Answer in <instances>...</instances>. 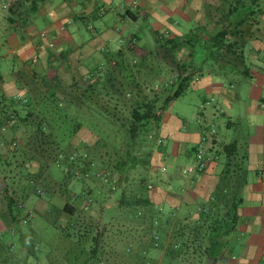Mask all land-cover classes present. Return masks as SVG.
Segmentation results:
<instances>
[{
    "label": "crops",
    "instance_id": "0c3cea01",
    "mask_svg": "<svg viewBox=\"0 0 264 264\" xmlns=\"http://www.w3.org/2000/svg\"><path fill=\"white\" fill-rule=\"evenodd\" d=\"M257 7L258 0H137L135 5L132 0H0V49H5L0 56V97L10 106L16 104V97L27 99L35 86H43L40 77L48 86L57 80L69 84L97 68H113L114 63L134 70L145 65L169 71L171 78L177 65L184 68L190 84L183 95L191 91L200 105L190 116L192 124L187 120L188 107L170 116L161 114L156 132L161 142L151 166H163L166 173L154 174L159 180L151 182L150 203L175 218L196 217L206 209L223 172L218 169L219 152L227 145L217 124L228 128L236 115H246L255 131L247 135L243 147L245 173L242 179L240 172L228 178L244 179L237 211L238 222L242 218L243 223L237 222L234 230L240 251L235 255L228 250L213 264H264V63L258 58L264 55V43L255 35L259 24H264V10ZM42 32L46 37L40 36ZM146 32L156 40V51L142 47ZM221 33H225L223 43L218 38ZM165 35L166 41L159 42L157 38ZM191 39L201 43L196 49L199 60ZM167 40L183 43L171 49ZM245 42L253 44L249 53L241 47ZM211 60L218 70L203 67ZM88 64H95L90 72ZM8 70L14 83L7 81ZM242 77L243 84L252 81L254 91L249 104H233V89ZM14 85L17 90L10 94ZM200 148L210 158L208 167L198 175H183V169L195 165ZM189 206L192 209L185 210Z\"/></svg>",
    "mask_w": 264,
    "mask_h": 264
},
{
    "label": "rangeland",
    "instance_id": "374dc122",
    "mask_svg": "<svg viewBox=\"0 0 264 264\" xmlns=\"http://www.w3.org/2000/svg\"><path fill=\"white\" fill-rule=\"evenodd\" d=\"M258 6L257 8L264 10V0H258ZM239 10L243 16V6H239ZM147 34H149L148 39L143 38L142 42L145 41L141 44L142 47L156 51V40L151 37V33ZM255 35L260 42L264 43V24H259ZM157 39L164 43L166 35L159 36ZM192 39L191 42L194 46L192 50L196 51L195 60H199L201 55L196 49L201 46V43L199 39ZM252 45V43L245 42L241 44V47L244 48L245 53H249ZM4 51L5 49H0V56ZM258 58L264 63V55H260ZM212 62L211 60V62L203 64V67L207 65V68L218 70L216 64ZM152 65L150 64L151 67H153ZM1 66L3 67L2 63H0ZM88 66L89 71L87 72H90L95 64H88ZM239 69L240 71L244 70L241 66ZM11 72L10 70L6 71V78L7 81L14 83L15 76L11 75ZM170 75L169 71L147 69L145 65L139 67V70H135L136 79L145 89L144 93L148 95L151 94V88L159 91L162 87L161 83L170 82ZM159 77L163 80L158 79ZM64 81H67V78ZM243 81V77L236 80L233 89L235 98L233 104L242 103L243 105L245 103L247 105L250 103V94L254 91L250 90L252 81H249L248 84H243ZM34 88L39 91L37 97L40 99L36 107L35 118L38 121L42 117L51 122L50 131L53 135V143L50 150L55 149L56 152L61 150L70 154L75 148L82 150L83 145L90 142L89 145L93 149L92 162L95 164L96 170L107 167L108 171H111L115 190L90 178L87 180L74 178L66 181L61 170L55 165L44 168L40 171V176L36 177L38 169L35 165L24 162L26 154H24L21 143L15 152L2 150L5 154L0 157V183L2 184L0 187V264H165V247L170 229L166 235H159L160 240L156 248L143 251L144 247L141 241L146 238L144 237V226L141 220L133 215L134 206L131 205L134 202L133 197L138 191L141 177L146 174L147 185L153 179L159 180V177H154L152 166L145 172L132 170L128 173L127 178H120L117 173L112 172V165L115 162V154L112 150L114 139L105 140L104 137L94 139L86 130H81L77 134L71 132V126L79 119L77 115L69 113L67 121H64L63 111L51 104L49 100L50 90L41 85ZM11 90L10 94L17 90L15 85L11 87ZM199 105L200 98L189 91L186 95L181 96L175 105L170 106L171 108L168 106L161 114L163 117L165 114L170 116L176 109L188 107L186 113L187 120L190 122V116ZM9 107L11 110V106ZM234 110L238 111L239 108L236 106ZM240 110H245V107ZM248 118L246 115H236V119L232 121L233 125L228 128L225 123H218V135L224 140L227 139L224 141L227 144L236 141L242 148H245L244 143L247 135H253L255 131V128L250 127ZM157 124L159 125V122ZM2 128L4 127L2 126ZM1 132L7 142L12 139L13 134L9 129H1ZM156 132H158L157 129ZM119 144L118 140L114 141V145L119 146ZM158 146V144H154L153 155ZM219 158L218 169H224L227 158L222 150L219 152ZM152 161L153 157L151 164ZM76 171L84 172L85 169L80 168ZM247 175L252 176L251 171H247ZM28 180L31 182L29 183ZM153 191V189L148 190V195ZM122 193L125 197L124 200H121ZM81 194L84 197L80 198ZM86 196L93 200L88 210L83 207ZM9 198L18 208V211L14 212V218L9 215L7 210ZM67 202L75 206L73 217L62 210ZM184 208L185 210L192 209L190 206ZM161 214L165 215L162 212ZM184 218L186 217L180 216L176 219L183 220ZM241 219L238 223H243ZM24 220L28 221L24 223ZM237 234L233 231L230 236L222 239L224 243L229 244L228 250L233 251L235 255L240 251V246L235 241ZM95 238H97V243L94 241ZM93 248L97 249L94 254L92 253ZM216 262L219 263V260Z\"/></svg>",
    "mask_w": 264,
    "mask_h": 264
},
{
    "label": "trees",
    "instance_id": "16d2710c",
    "mask_svg": "<svg viewBox=\"0 0 264 264\" xmlns=\"http://www.w3.org/2000/svg\"><path fill=\"white\" fill-rule=\"evenodd\" d=\"M224 34L221 33L218 37L221 43L224 42L221 39ZM167 42L171 45V49L183 43L170 40ZM131 44L127 47L133 48ZM185 72L187 71L184 68L181 69L177 65L175 78H171L170 82H160L162 87L159 91L151 88L150 95L144 93L145 89L135 77V70L122 68L121 63H118V66L114 63L113 68H97L86 77L73 78V81L67 85L57 80L55 85L48 86L45 78L39 79L43 81L41 83H44L43 87L46 84L47 89L50 90L51 104L63 111L64 121H67L69 113L79 118L71 126V132L77 134L81 130H86L94 139L102 137L105 140L114 139L112 150L115 154V162L112 165V172L123 179V177L127 178L132 170L145 172L147 168H151L154 144L157 145V123L161 112L170 102L181 97L188 90L190 78L183 76ZM35 89H32L27 99L13 100L16 104L10 105L11 110L0 97L2 106L0 127L9 129L13 134L12 139L7 142L0 133V157L5 154L2 150L15 152L21 143L26 154L24 162L35 165L38 169L36 177L40 176L39 173L44 168L55 165L61 170L66 181L77 178L76 169H82L83 165L93 163V149L89 145L90 142L84 143L82 150L79 148L73 150L78 152V156L73 161L68 159L69 153L61 150L56 152L55 149L51 151L50 147L53 143L51 122L42 117L38 121L35 118L36 107L40 101L37 97L39 91ZM116 140L119 141V146L114 145ZM222 152L226 155L227 163L212 193V201L206 209H201L196 217H186L181 220L176 219L173 214L163 216L150 203L146 174L141 177L131 205L134 206L133 215L141 220L144 226L146 238L141 241L143 251L156 248L160 240L159 235H166L170 229L165 247V264H206L208 259L216 262L225 255L229 244L224 243L222 239L230 236L236 228L237 211L242 200L239 190L244 184V179L232 181L228 178L240 172L242 179L245 173L243 164L246 153L236 141L223 146ZM59 154L65 159L57 162ZM84 154L86 158H83ZM102 168L109 170L107 167ZM110 175L113 176L111 171ZM28 182L30 183L31 180ZM35 194L37 195L36 192ZM80 196V198L84 197L83 194ZM87 198L86 196L84 199ZM124 198L122 193L121 200ZM7 202L8 213L14 218V212L18 211V208L11 198ZM62 210L71 217L75 215V207L71 203H65ZM156 236L157 240H155ZM94 241L97 243V238ZM96 251L97 249L93 248L92 253Z\"/></svg>",
    "mask_w": 264,
    "mask_h": 264
},
{
    "label": "built area",
    "instance_id": "2783aa9c",
    "mask_svg": "<svg viewBox=\"0 0 264 264\" xmlns=\"http://www.w3.org/2000/svg\"><path fill=\"white\" fill-rule=\"evenodd\" d=\"M137 3V0H132V4L135 5ZM5 8V7H4ZM40 36L42 38L46 37V33L42 32L40 34ZM48 47L49 48H53L54 44L52 42L48 43ZM18 99V97H16ZM213 132V131H212ZM160 140L157 139V144H160ZM78 156V152L72 151L69 154V160L73 161L76 157ZM83 158H86V155H83ZM195 160L196 163L195 165L189 166L186 169H183L182 173L183 175H198L202 172L205 171V169L208 167V164L210 163V158L206 155V153L200 148L195 156ZM63 159H65V157L62 154H59L57 157V162L58 161H62ZM82 169H85L84 172H80V171H75V176L77 177V179H94L98 182H100L101 184L107 185L109 186V188L111 190H115V185L114 182L112 180V177L110 175V172L106 171V170H96L95 168V164L94 163H90L89 165L82 166ZM152 172L154 174L160 173V174H164L166 173V168L163 166H152ZM111 178V179H110ZM148 190L153 189L152 184H148L147 186ZM93 200L91 199V197H88L86 199V201L84 202V209L88 210L90 207V204H92ZM24 223L27 222L26 220L23 221ZM158 237L156 236L155 240H157Z\"/></svg>",
    "mask_w": 264,
    "mask_h": 264
},
{
    "label": "water",
    "instance_id": "95a60500",
    "mask_svg": "<svg viewBox=\"0 0 264 264\" xmlns=\"http://www.w3.org/2000/svg\"><path fill=\"white\" fill-rule=\"evenodd\" d=\"M1 183H0V187H1ZM213 262H214V260H210V259H208L207 261H206V264H213Z\"/></svg>",
    "mask_w": 264,
    "mask_h": 264
}]
</instances>
